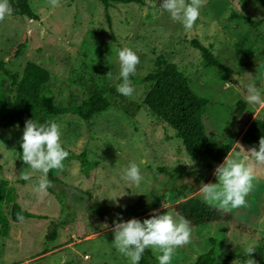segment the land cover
I'll return each instance as SVG.
<instances>
[{
  "label": "rangeland",
  "instance_id": "1",
  "mask_svg": "<svg viewBox=\"0 0 264 264\" xmlns=\"http://www.w3.org/2000/svg\"><path fill=\"white\" fill-rule=\"evenodd\" d=\"M160 2L105 9L98 0H60L56 8L47 0H29L37 20L9 16L0 22L3 82L9 75L20 79L27 63L38 64L50 72L48 90L55 101L67 104L84 99L91 86L115 87L119 81L110 80L107 73L118 76V50L130 47L140 63L131 77L135 93L125 98L142 106L130 117L116 99V106L91 121L70 114L55 118L69 156L63 171L49 172L51 192L35 191L42 172L29 169L22 160L24 128L0 127V182L14 190L22 209L43 217L1 230L0 264H130L113 246L114 222L121 217L143 221L154 212L177 213L176 206L193 197L204 202L201 182H218L215 169L230 152L248 156L251 148L242 140L255 120H264V106L246 103L242 85L255 83L264 90V7L260 0H205L194 27L186 31ZM259 20L261 26L251 23ZM193 40L229 72L200 67L201 54L191 45ZM25 41L27 48L16 55ZM159 55L184 70L192 91L208 101L204 121L211 147L226 152L221 162L193 160L176 133L143 104L149 86L139 79L151 71ZM4 88L0 86V120L12 113ZM239 101L244 111L236 114ZM83 152L84 167L70 158ZM132 162L140 165L139 185L123 178ZM247 163L256 168L257 177L247 206L231 212L215 207L230 220L192 226L191 243L177 250L171 264H192L210 250L211 239L218 252L244 250L246 243H253L251 258L264 260V165L252 159ZM25 170L31 173L29 181L20 178ZM68 218L70 223L61 225ZM239 224L247 230L240 232ZM249 258L244 255L238 262Z\"/></svg>",
  "mask_w": 264,
  "mask_h": 264
},
{
  "label": "trees",
  "instance_id": "2",
  "mask_svg": "<svg viewBox=\"0 0 264 264\" xmlns=\"http://www.w3.org/2000/svg\"><path fill=\"white\" fill-rule=\"evenodd\" d=\"M98 1L105 9L118 4L144 5V0ZM10 2L14 9L12 17L37 20V16L29 6V0H10ZM260 3L264 7V0H260ZM106 17L109 19L107 13ZM239 17L247 20L245 16ZM251 23L255 26H261L262 21H251ZM191 45L201 54L200 67H213L221 73L229 72L209 49L195 40L191 41ZM26 48L27 41L17 46L15 54L18 55ZM0 69L5 72L3 62H0ZM50 78L51 75L47 69L31 62L25 65L20 79L9 75L7 81L10 85L8 105L11 107L12 113L7 120H0V127L7 129L19 126L24 128L25 122L29 119L43 123L49 119L55 120L58 116L69 114L76 115L85 121H91L95 116L116 106V99L121 101V109L130 117H134L142 107L135 102H128L125 96L117 92L115 87L99 86H91L84 99L70 100L67 104H59L48 90ZM139 82L149 86L143 104L176 133L184 150L193 160L217 159L219 163L224 159L226 152L222 149H213L207 133L204 115L208 101L198 97L192 91L191 79L184 70H181L177 64L168 62L163 55H159L154 59L151 71L140 78ZM244 106L243 101H239L235 109L236 114L243 112ZM262 136H264V120L258 119L251 124L242 141L250 148L256 147L258 150L259 140ZM85 157L86 154L83 152L70 158L80 160L81 166L84 167ZM49 179L52 181L51 176ZM51 190V188L48 189L50 192ZM15 197L14 190L8 187L6 183L0 182V234L1 230L8 228L11 223L21 222L17 218L18 213H23L24 220L43 218L22 209ZM176 212L189 219L192 226L230 220V216L226 213L206 204L197 197L177 205ZM69 221L70 218L65 219L61 225L70 223ZM237 229L240 232L247 230L242 224H239ZM54 235L55 232L52 231L51 237L53 238ZM210 242L212 246L210 250L198 256L192 264H245L238 262L246 255L244 250L235 249V251L218 252L216 241L211 239ZM257 262L264 264V260H257ZM139 264H158V261L148 248Z\"/></svg>",
  "mask_w": 264,
  "mask_h": 264
},
{
  "label": "clouds",
  "instance_id": "3",
  "mask_svg": "<svg viewBox=\"0 0 264 264\" xmlns=\"http://www.w3.org/2000/svg\"><path fill=\"white\" fill-rule=\"evenodd\" d=\"M52 8L59 7L60 0H47ZM205 0H161L160 8L167 11L174 21H179L186 31L191 30L200 17ZM14 9L10 0H0V22L13 15ZM119 74L113 76L109 71L110 80L119 81L115 87L118 93L131 98L135 87L131 77L135 75L140 57L137 51L130 47L118 50ZM246 103L264 106V90L255 83L242 85ZM62 126L54 119L43 123L35 119L25 122L21 147L22 160L28 168L42 172L38 180L36 192L44 193L53 187V182L48 178L52 170L63 171L64 161L69 156V151L62 144ZM248 156L241 157V153L231 152L223 163L219 164L214 172L217 183L201 182L199 191L204 202L210 206L218 207L225 212L247 206V197L255 187L256 168L247 163L254 160L255 165H264V136L259 140L258 150L252 147L246 151ZM143 163V161H141ZM20 178L24 181L32 179L31 173L25 170ZM126 181L139 185L143 179L140 165L132 162L124 171ZM163 207L167 208L166 205ZM17 218L24 220L23 213H18ZM122 221V217H121ZM114 222L113 246L120 254L129 259L130 264H139L146 249L151 248L156 254L158 264H171L177 250L191 243L193 227L191 221L178 213L167 211L165 214L154 212L151 218L141 221L132 218L127 221ZM256 251L253 243H246L245 254L250 257L245 264H258L251 258Z\"/></svg>",
  "mask_w": 264,
  "mask_h": 264
},
{
  "label": "flooded vegetation",
  "instance_id": "4",
  "mask_svg": "<svg viewBox=\"0 0 264 264\" xmlns=\"http://www.w3.org/2000/svg\"><path fill=\"white\" fill-rule=\"evenodd\" d=\"M7 82V79H4V82L2 81V79L0 80V86L2 87V88H4V87H7V89L8 90H6L7 91V93H6V96H8L7 98H8V100H9V97H10V85H9V83H6ZM5 84V85H4ZM5 89V88H4Z\"/></svg>",
  "mask_w": 264,
  "mask_h": 264
}]
</instances>
